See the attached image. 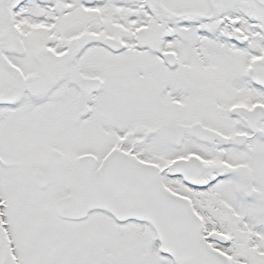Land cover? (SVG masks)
<instances>
[{"label": "snow or ice", "instance_id": "obj_1", "mask_svg": "<svg viewBox=\"0 0 264 264\" xmlns=\"http://www.w3.org/2000/svg\"><path fill=\"white\" fill-rule=\"evenodd\" d=\"M0 264H264V0H0Z\"/></svg>", "mask_w": 264, "mask_h": 264}]
</instances>
